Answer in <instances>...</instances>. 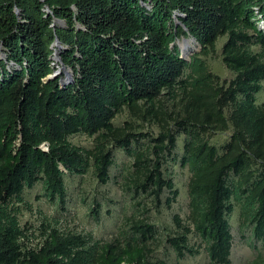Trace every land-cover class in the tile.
<instances>
[{"label": "trees", "instance_id": "16d2710c", "mask_svg": "<svg viewBox=\"0 0 264 264\" xmlns=\"http://www.w3.org/2000/svg\"><path fill=\"white\" fill-rule=\"evenodd\" d=\"M187 38L199 48L189 59L178 48ZM221 38L230 80L205 63ZM53 62L71 77L48 78ZM263 83L264 0H0V264H168L152 261L159 233L135 215L108 241L48 223L29 247L24 191L40 186L62 210L68 178L91 170L111 181L114 150L131 160L123 191L156 210L178 197L164 165L178 160L189 171L186 223L173 215L164 238L177 260L202 249L209 264H231L236 206L240 228L263 245ZM124 111L131 121L114 125ZM142 123L158 128L155 137L136 131ZM224 132L223 145L210 143ZM75 135L92 147L72 144ZM246 264H264V255Z\"/></svg>", "mask_w": 264, "mask_h": 264}, {"label": "rangeland", "instance_id": "374dc122", "mask_svg": "<svg viewBox=\"0 0 264 264\" xmlns=\"http://www.w3.org/2000/svg\"><path fill=\"white\" fill-rule=\"evenodd\" d=\"M224 41V38L218 40L215 54L206 58L205 63L209 71L221 80H230L233 74L225 67L221 58V47ZM183 43L188 44V52L185 58L189 59L191 55L199 51L198 46L191 38L178 41L180 50L183 49ZM53 49L55 50V47ZM55 57L57 59V55ZM54 66L55 69L61 68L59 63H55ZM59 74L63 79H67L62 72ZM256 104H264V83L262 84V90L256 95ZM127 121H131V118L124 111L114 119L113 123L116 126H122ZM135 129L154 137L158 133L156 126L143 123ZM229 135L230 132L214 134L210 138V143L219 147L228 140ZM69 141L84 149H90L93 145L92 138L85 135L72 136ZM182 141L183 137H178L177 157L182 153ZM113 155L114 166L110 169L111 181L107 184H100L91 170L81 177L66 180L67 203L62 210L42 196L40 186L24 191L25 205L20 209L19 221L21 226L27 228L29 247L35 248L42 243L45 225L48 223L64 234L88 235L95 239L108 241L116 236L119 229L127 228L128 222L126 219L135 215L137 219L152 224L159 233L156 240L149 246L152 261H163L168 264H209L208 256L202 249L196 257L187 256L183 260H177L174 252L164 242V238L174 231L173 215H177L186 223L189 212L187 194L189 171L186 168H181L178 160L176 162L168 161L164 165L165 173L172 178L178 191V197L171 210H167L165 207L156 210L150 208L149 200L140 201V198L132 200L130 194L123 191L121 179L129 168L131 160L121 150H114ZM95 207L96 209L100 207L98 217L92 213ZM229 223L233 236L231 264H246L253 260L257 254L264 255V244L254 243L250 230L240 228L238 206L235 207L230 216ZM194 243H198V239L191 237V244Z\"/></svg>", "mask_w": 264, "mask_h": 264}, {"label": "water", "instance_id": "95a60500", "mask_svg": "<svg viewBox=\"0 0 264 264\" xmlns=\"http://www.w3.org/2000/svg\"><path fill=\"white\" fill-rule=\"evenodd\" d=\"M56 43L59 44L58 40H56ZM60 72H62L67 77V79L71 77L70 71L66 70L64 66H61L58 72H55L54 74L48 76V78H55Z\"/></svg>", "mask_w": 264, "mask_h": 264}, {"label": "bare ground", "instance_id": "6f19581e", "mask_svg": "<svg viewBox=\"0 0 264 264\" xmlns=\"http://www.w3.org/2000/svg\"><path fill=\"white\" fill-rule=\"evenodd\" d=\"M183 45V49H181L182 50V54H183V56H186V53L188 52L187 50H188V44L187 43H183L182 44Z\"/></svg>", "mask_w": 264, "mask_h": 264}, {"label": "built area", "instance_id": "2783aa9c", "mask_svg": "<svg viewBox=\"0 0 264 264\" xmlns=\"http://www.w3.org/2000/svg\"><path fill=\"white\" fill-rule=\"evenodd\" d=\"M54 45H55V44H54ZM54 64H55V63L53 62V63H52L53 67H55V66H54ZM59 69H60V68H59ZM59 69H58V68H57V69H55V71L53 72V74H54L55 72H58V71H59Z\"/></svg>", "mask_w": 264, "mask_h": 264}]
</instances>
